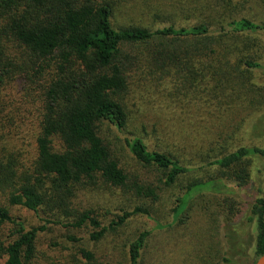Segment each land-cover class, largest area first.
Wrapping results in <instances>:
<instances>
[{
	"label": "trees",
	"instance_id": "obj_1",
	"mask_svg": "<svg viewBox=\"0 0 264 264\" xmlns=\"http://www.w3.org/2000/svg\"><path fill=\"white\" fill-rule=\"evenodd\" d=\"M114 2L0 0V264H142L148 231L126 242L120 261L94 248L109 238L115 244L128 219L149 217L151 206L103 221L75 203L80 192L103 188L158 202L160 189L121 167L102 130L103 125L119 133L126 129L136 80L146 85L154 80L155 88L170 78L191 98L198 84L213 83L211 91L219 96L230 87L236 98L255 102L257 114L264 109V85L253 81L254 71L264 75L263 52L252 51L264 47L253 37L264 34V26L246 19L224 24L206 16L187 27L115 29ZM245 35L252 39L242 40ZM262 114L250 126L257 130L253 138L263 136ZM124 142L132 160L154 170L165 188L192 171L141 137ZM252 157L264 159V150L242 147L208 157L205 165L216 167L218 177L190 180L171 213L181 214L193 193L226 190L224 181L246 187ZM262 174L264 180V163ZM258 193L248 219L256 224L257 258L264 252V189ZM223 201L229 216L239 214L232 199ZM11 208L30 212L41 226H26ZM49 225L83 233L86 243L70 236L69 247L54 243L43 254L39 237Z\"/></svg>",
	"mask_w": 264,
	"mask_h": 264
},
{
	"label": "rangeland",
	"instance_id": "obj_2",
	"mask_svg": "<svg viewBox=\"0 0 264 264\" xmlns=\"http://www.w3.org/2000/svg\"><path fill=\"white\" fill-rule=\"evenodd\" d=\"M206 16L224 24L246 19L264 26V0H115L111 23L115 29L140 27L154 30L168 25L187 27ZM253 37L264 43L262 32ZM240 38L252 39L247 35ZM254 50L257 55L263 52L264 57V47L256 45L252 47ZM261 62L263 66L264 59ZM253 78L258 85H264L262 71H254ZM163 79L156 89L153 88L154 80L149 85L136 80L135 86L138 87L134 86L128 97L130 116L125 130L119 133L112 127L102 126L121 167L133 178L160 189L157 191L158 202L151 204L149 200L111 188L80 192L76 206L80 210L92 209L98 216H104L103 221L121 216L125 211L131 212L135 207H152L149 217H130L119 237L114 236L115 244L109 238L94 250L98 255H114L120 261L126 252L123 248L126 242L138 233L148 231L150 236L142 264H255L258 260L254 252L256 224L248 219L258 192L264 189L262 157L251 158L250 179L246 187L240 189L224 181L226 190L221 193H193L181 214L171 211L176 199L181 197L182 187L190 180L205 181L208 177H218L216 167L205 165L208 157L242 147L264 150V130L260 138L250 136L257 133V130H250L252 121L259 114L263 115L264 109L257 114L258 105L255 102V105H249L243 96L236 98L230 87L223 88V94L219 96L216 91H211L213 83L198 84L199 92H193L191 98L190 93L189 97L184 96L173 80ZM202 86L206 87L199 88ZM181 92L182 95L175 97ZM133 136L141 137L151 149L170 152L183 165L191 167V173L172 187L158 184L159 175L136 164L126 149L125 139ZM226 198L236 203L234 211H239L237 216H229L223 205ZM1 203L6 205L4 200ZM10 210L12 216L26 226H41L30 212L21 208ZM70 236L86 243L83 233L49 225L40 234L39 250L48 254L54 243L69 247L67 237Z\"/></svg>",
	"mask_w": 264,
	"mask_h": 264
},
{
	"label": "water",
	"instance_id": "obj_3",
	"mask_svg": "<svg viewBox=\"0 0 264 264\" xmlns=\"http://www.w3.org/2000/svg\"><path fill=\"white\" fill-rule=\"evenodd\" d=\"M263 223H264V214H263ZM255 264H264V252H263L262 256H260L258 258V260L256 261Z\"/></svg>",
	"mask_w": 264,
	"mask_h": 264
}]
</instances>
